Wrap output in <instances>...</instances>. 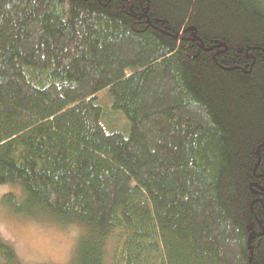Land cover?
<instances>
[{"label":"trees","instance_id":"obj_1","mask_svg":"<svg viewBox=\"0 0 264 264\" xmlns=\"http://www.w3.org/2000/svg\"><path fill=\"white\" fill-rule=\"evenodd\" d=\"M5 183L70 264H264V0H0Z\"/></svg>","mask_w":264,"mask_h":264},{"label":"rangeland","instance_id":"obj_2","mask_svg":"<svg viewBox=\"0 0 264 264\" xmlns=\"http://www.w3.org/2000/svg\"><path fill=\"white\" fill-rule=\"evenodd\" d=\"M115 122L123 128L119 118ZM22 189L14 183L0 184V237L15 248L25 263L70 264L78 228L40 211L14 212L2 203L5 194L21 196Z\"/></svg>","mask_w":264,"mask_h":264},{"label":"water","instance_id":"obj_3","mask_svg":"<svg viewBox=\"0 0 264 264\" xmlns=\"http://www.w3.org/2000/svg\"><path fill=\"white\" fill-rule=\"evenodd\" d=\"M190 29H192L194 31L193 32V35H194L193 39L201 42V38L197 35L196 28L195 27H190ZM220 45L223 46V47H225V49L227 48V46L225 45V43H221ZM201 46L204 47V43H201Z\"/></svg>","mask_w":264,"mask_h":264}]
</instances>
